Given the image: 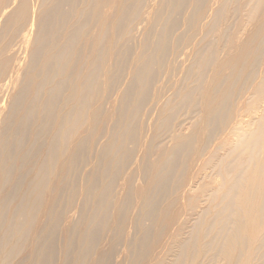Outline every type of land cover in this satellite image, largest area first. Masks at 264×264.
I'll list each match as a JSON object with an SVG mask.
<instances>
[{
    "label": "bare ground",
    "instance_id": "1",
    "mask_svg": "<svg viewBox=\"0 0 264 264\" xmlns=\"http://www.w3.org/2000/svg\"><path fill=\"white\" fill-rule=\"evenodd\" d=\"M0 264H264V0H0Z\"/></svg>",
    "mask_w": 264,
    "mask_h": 264
},
{
    "label": "rangeland",
    "instance_id": "2",
    "mask_svg": "<svg viewBox=\"0 0 264 264\" xmlns=\"http://www.w3.org/2000/svg\"><path fill=\"white\" fill-rule=\"evenodd\" d=\"M185 51H186V53H185ZM185 51H184V55L186 56V58H185V59H190V55H189V53H190V50H185ZM187 51H188V52H187ZM187 54L189 55V56H188L189 58L187 57ZM184 55H181L179 58H180V59H181V58H182V59H184V58H183V57H184ZM191 57H192V56H191ZM179 58H177V59H179ZM191 59H192V58H191ZM249 119H250V118H249ZM249 119H248V120H249Z\"/></svg>",
    "mask_w": 264,
    "mask_h": 264
}]
</instances>
